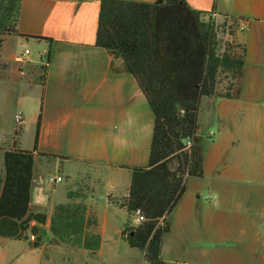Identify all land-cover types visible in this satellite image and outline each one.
<instances>
[{
  "label": "crops",
  "instance_id": "crops-1",
  "mask_svg": "<svg viewBox=\"0 0 264 264\" xmlns=\"http://www.w3.org/2000/svg\"><path fill=\"white\" fill-rule=\"evenodd\" d=\"M100 1L21 0L17 20L20 34L6 36L0 45V125L8 133L0 137V189L5 175L4 149L15 142L22 149L32 150L40 116L29 211L46 215L44 223L32 219L17 238L0 235V264H9L11 240L26 241L23 249H45L48 243L41 240L40 232L50 231L56 204L83 202L95 212L94 191L104 182L100 172L107 170L108 201L109 196H117L120 187H124L120 196L127 193V167L148 165L154 115L124 60L95 44ZM186 2L193 8L211 11L215 25L219 22L216 18H224L232 33L228 32L229 39L245 46L239 96L201 101L199 122L203 112L215 118L213 132L207 134L211 140L205 139L202 145L204 175L187 180L184 194L168 217L171 229L162 240V256L164 251L175 253L173 249L188 253L197 249L199 255L190 258L195 261L190 264H209L204 259L212 246L177 243L174 238L182 232L193 235L229 228L235 220L249 222L255 233L260 231L254 225L256 215L247 210L237 193L239 187L255 185L253 180H246L247 175L257 166V159L264 158V0ZM12 36L18 37L20 45L37 47L35 54L25 47L29 52L18 62L17 52L7 47ZM17 112L22 114L20 123L15 121ZM15 125L21 127L16 136ZM24 130L31 131L32 141L22 147ZM45 164H50L57 171L53 176L60 175L62 180L65 177L74 182L80 178L73 189L66 188L65 200H54L53 192H46L45 172L49 168ZM68 190H78L80 196L69 198ZM259 211L261 217L263 212ZM34 225L40 239L37 246L31 233ZM49 239L53 242L49 245L58 244Z\"/></svg>",
  "mask_w": 264,
  "mask_h": 264
},
{
  "label": "trees",
  "instance_id": "trees-1",
  "mask_svg": "<svg viewBox=\"0 0 264 264\" xmlns=\"http://www.w3.org/2000/svg\"><path fill=\"white\" fill-rule=\"evenodd\" d=\"M20 1L0 0V45L6 36L20 34ZM95 44L124 60L154 115L148 165L127 167V193L109 196L108 201L131 215L138 210L143 214V221L125 225L120 235L130 247L143 251L148 264H165L161 248L163 236L171 229L168 217L184 194L187 180L204 175L198 137L200 103L206 97L239 96L245 46L231 39L222 41L211 11L193 8L186 0L160 4L101 0ZM39 125L40 116L32 150L15 142L4 149L1 236L17 238L32 219L46 220L44 213L29 211ZM188 139L192 145L187 149ZM67 195L80 196L78 190H68ZM97 229L98 218L87 204L68 201L54 206L49 223L54 242L95 253L102 241ZM38 237L39 233L34 246L39 245Z\"/></svg>",
  "mask_w": 264,
  "mask_h": 264
},
{
  "label": "rangeland",
  "instance_id": "rangeland-1",
  "mask_svg": "<svg viewBox=\"0 0 264 264\" xmlns=\"http://www.w3.org/2000/svg\"><path fill=\"white\" fill-rule=\"evenodd\" d=\"M218 24L217 36L222 40L226 41L228 37V26L227 21L224 18H216ZM7 47L17 54H21L25 47L35 54L37 47L32 44L20 45L17 36L9 38ZM2 54V53H1ZM221 85L226 84V79L222 78ZM204 99V98H203ZM202 99V100H203ZM207 99V97L205 98ZM204 99V100H205ZM201 105V103H200ZM200 110V107H199ZM199 113V111H198ZM201 123L199 122L198 114V137L199 142L203 145V141L208 138L207 134L212 133L213 126L215 125V118L213 114H207L203 112L200 117ZM16 130L20 133V125H15ZM8 136L7 131L0 125V137ZM17 138V137H16ZM21 146H29L32 141L31 131L24 130L21 133ZM10 140V136H9ZM211 140V139H210ZM260 164L262 165L259 168ZM49 170H46V192L51 194L53 192L54 200L63 201L65 200L66 188L73 189L74 183L80 181V178H76L74 182L72 179H64L57 182L55 189L49 178L56 174L55 169L50 167L51 165L45 164ZM126 173V172H123ZM99 175L104 181L94 191L92 198L93 208L95 209L98 221L97 231L101 235V246L98 251L92 253L90 250L83 248H76L66 244H53L49 241V238H53V234L47 229H42L40 232L41 240L44 241L45 249L38 250L34 248H26L27 242L24 240H11L10 245L13 247L9 251L8 262L9 264H148L144 256L143 251L138 248L130 247L128 243L121 237L120 230L127 224L135 225L134 214L131 215L127 210L120 206L109 203L106 196V180L107 170H104ZM74 176V175H72ZM253 180L254 186L239 187V193H237L239 200L247 206V210L256 215L255 224L256 229L260 230L259 233H255V229L251 227L249 222H237L232 221L229 228L214 229L207 232H200L191 234L188 232H182L174 238L177 243L183 241H191L195 245H210L213 250L209 252L208 256H205V261L209 264H264V158L257 159V166L253 171H249L248 175ZM128 182L125 181V183ZM124 192V187H120L116 193L119 197V193ZM117 199V197L115 198ZM48 206L44 205V209ZM262 210L263 214L259 217V210ZM255 210L257 214L255 213ZM31 234L29 233L27 237ZM36 232L32 234L35 236ZM40 240V239H39ZM56 243V242H55ZM23 252L22 258L16 259L20 252ZM175 253L168 251L163 252V257L168 260V264H190L192 261L190 258H196L199 252L196 250L181 251L180 249H173ZM170 252V253H169ZM186 253V254H182ZM176 259L182 261L177 262ZM171 260V261H170ZM187 262V263H184Z\"/></svg>",
  "mask_w": 264,
  "mask_h": 264
},
{
  "label": "built area",
  "instance_id": "built-area-1",
  "mask_svg": "<svg viewBox=\"0 0 264 264\" xmlns=\"http://www.w3.org/2000/svg\"><path fill=\"white\" fill-rule=\"evenodd\" d=\"M28 52H29V49H24L23 52H22L21 54H19V56H16L15 59H16L18 62L23 61V59H24V58H23L24 55L28 54ZM20 73H21V74H25L24 71H20ZM21 120H22V114H21V112H17V113L15 114V121H16V123H20ZM191 145H192V141H191V139H188V140L186 141V148L188 149ZM61 180H62V177H61L60 175H57V176H51V177L49 178V181L52 183V185H55L57 182H59V181H61ZM134 217H135V224L140 223L141 221L144 220V216H143V214H142L139 210L136 211V212L134 213Z\"/></svg>",
  "mask_w": 264,
  "mask_h": 264
},
{
  "label": "water",
  "instance_id": "water-1",
  "mask_svg": "<svg viewBox=\"0 0 264 264\" xmlns=\"http://www.w3.org/2000/svg\"><path fill=\"white\" fill-rule=\"evenodd\" d=\"M163 2H164V0H155L154 3L160 4V3H163ZM36 231H37V226L34 225L33 229L31 230V233L34 234Z\"/></svg>",
  "mask_w": 264,
  "mask_h": 264
}]
</instances>
